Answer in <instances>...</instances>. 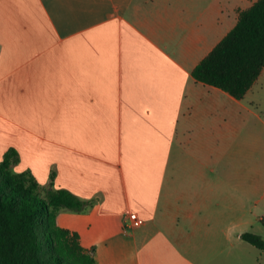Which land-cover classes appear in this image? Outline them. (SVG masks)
Wrapping results in <instances>:
<instances>
[{
    "label": "crops",
    "instance_id": "crops-1",
    "mask_svg": "<svg viewBox=\"0 0 264 264\" xmlns=\"http://www.w3.org/2000/svg\"><path fill=\"white\" fill-rule=\"evenodd\" d=\"M256 1L0 0V162L15 149L47 185L35 124L61 125L57 187L89 205L59 221L97 264H264L242 238L264 223V133L242 116L264 71L244 100L192 75Z\"/></svg>",
    "mask_w": 264,
    "mask_h": 264
},
{
    "label": "trees",
    "instance_id": "trees-1",
    "mask_svg": "<svg viewBox=\"0 0 264 264\" xmlns=\"http://www.w3.org/2000/svg\"><path fill=\"white\" fill-rule=\"evenodd\" d=\"M264 71V0L239 12L236 26L193 70L194 79L244 100ZM10 149L0 162V264H97L88 235L65 228L63 210L83 212L89 203L66 189L39 185L30 173L14 174L20 162ZM243 240L264 252L255 233Z\"/></svg>",
    "mask_w": 264,
    "mask_h": 264
},
{
    "label": "rangeland",
    "instance_id": "rangeland-1",
    "mask_svg": "<svg viewBox=\"0 0 264 264\" xmlns=\"http://www.w3.org/2000/svg\"><path fill=\"white\" fill-rule=\"evenodd\" d=\"M255 93L251 94L245 99L246 105H250L255 113H250L244 108L242 109V116L248 118V126L246 129L253 132L264 133L260 120L255 121V115L264 121V82L262 85L257 86ZM255 114V115H254ZM35 135L33 137V143L35 153L33 156V166L46 178L47 185H41L48 187L51 184V176L54 175V188H58L57 185H61V125L56 123H40L35 124ZM60 145V146H59ZM57 180L58 182L57 184ZM264 214V204L259 206L256 211V215L260 217ZM59 220H61V212L59 214ZM256 221V220H255ZM253 222L252 226L255 229L252 231H258V235L264 237V223ZM251 227V226H250ZM256 234V233H255ZM234 241L236 239H233Z\"/></svg>",
    "mask_w": 264,
    "mask_h": 264
},
{
    "label": "built area",
    "instance_id": "built-area-1",
    "mask_svg": "<svg viewBox=\"0 0 264 264\" xmlns=\"http://www.w3.org/2000/svg\"><path fill=\"white\" fill-rule=\"evenodd\" d=\"M145 224V221L143 218H141L138 214L132 213L129 215L128 218V226L132 229H137L142 227Z\"/></svg>",
    "mask_w": 264,
    "mask_h": 264
}]
</instances>
